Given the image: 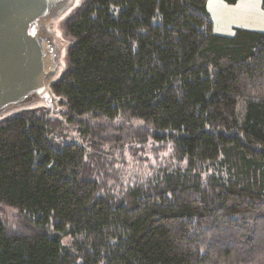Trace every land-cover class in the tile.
Wrapping results in <instances>:
<instances>
[{
    "label": "trees",
    "instance_id": "trees-1",
    "mask_svg": "<svg viewBox=\"0 0 264 264\" xmlns=\"http://www.w3.org/2000/svg\"><path fill=\"white\" fill-rule=\"evenodd\" d=\"M206 1L63 11L60 110L0 117V264H264V31Z\"/></svg>",
    "mask_w": 264,
    "mask_h": 264
},
{
    "label": "water",
    "instance_id": "water-1",
    "mask_svg": "<svg viewBox=\"0 0 264 264\" xmlns=\"http://www.w3.org/2000/svg\"><path fill=\"white\" fill-rule=\"evenodd\" d=\"M73 0H0V116L42 103L56 111L52 33L46 28Z\"/></svg>",
    "mask_w": 264,
    "mask_h": 264
},
{
    "label": "rangeland",
    "instance_id": "rangeland-1",
    "mask_svg": "<svg viewBox=\"0 0 264 264\" xmlns=\"http://www.w3.org/2000/svg\"><path fill=\"white\" fill-rule=\"evenodd\" d=\"M76 2L77 0H73L70 4V8H72ZM206 10L209 21L212 22V31L216 34L232 35L233 29H235V27L245 30L249 29L253 31H264V8L261 6V0H238L234 4H227L224 0H207ZM63 18L64 14L63 16H56L51 22L46 24V28H48V31L52 33V40H54V45L56 46L54 49L57 51L56 60L60 62L58 72L56 73L57 75H54L53 81L59 75L62 66H64V55L66 52L65 47L69 42L68 39L63 36V28H61L63 24ZM34 105L36 104H33V106ZM55 108V113L60 110L57 103ZM18 110L19 109H10V111L4 115L10 116ZM116 124L124 125L114 122L113 126ZM140 126V122L137 121L130 124V128H132L133 131H136L137 128H141ZM62 131L65 135V140H74L83 143V141H81L82 139L78 138L76 131L70 125H64ZM129 131L135 134L133 131ZM163 155L168 156L169 152H163ZM113 158L116 159V156ZM125 160L127 165L124 167L123 173L126 174V176H129V174L133 171L146 173L147 167L150 166L151 163L153 164V162H155L153 161L150 152L147 154L138 153V155H135L133 158L127 153L125 155ZM116 166L119 167L121 164H119V166L116 164ZM5 211L11 216L14 215L11 210L5 209Z\"/></svg>",
    "mask_w": 264,
    "mask_h": 264
},
{
    "label": "flooded vegetation",
    "instance_id": "flooded-vegetation-1",
    "mask_svg": "<svg viewBox=\"0 0 264 264\" xmlns=\"http://www.w3.org/2000/svg\"><path fill=\"white\" fill-rule=\"evenodd\" d=\"M52 63H53V71L55 72V74L58 72V69H59V65H60V62H58L56 60V57L53 56L52 57ZM57 75V74H56Z\"/></svg>",
    "mask_w": 264,
    "mask_h": 264
}]
</instances>
